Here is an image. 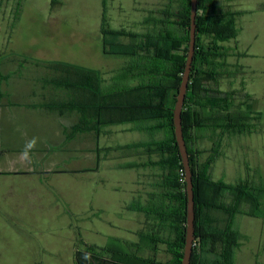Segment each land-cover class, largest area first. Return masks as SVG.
Segmentation results:
<instances>
[{"label": "crops", "instance_id": "obj_1", "mask_svg": "<svg viewBox=\"0 0 264 264\" xmlns=\"http://www.w3.org/2000/svg\"><path fill=\"white\" fill-rule=\"evenodd\" d=\"M96 1V31L85 36L88 41L83 58L57 52L67 49L69 44L65 41L66 33L60 31L49 29L46 37L40 42L34 39L31 45L30 36L27 39L18 33L24 22L23 12L16 17L17 6L10 14L0 13V147L4 151L0 156L1 249L9 241L22 237L25 238L22 251L30 245L32 252H27L43 255L39 259H58L50 238H57L62 232L69 253L75 257L79 239L100 248H111L110 240H126L110 231L101 233L100 229L115 228V220L125 221L128 213H135L137 228L147 221L144 211L140 206L135 208L133 202L137 198L142 200L141 176L146 175L145 169L158 167L146 165L150 161L148 152L140 147L150 141L126 142L122 136L130 132H135L138 138L149 134L145 129L149 123L141 121L140 109L139 119L133 121L131 112L125 108L129 94L123 93L121 97L116 94L120 88L141 84V76L132 74L129 67L136 65L141 69L140 56L144 53L135 49L126 51V45L113 47L111 54L105 53L101 31L104 0ZM219 4L241 12L238 17L241 31L245 19L264 16V0H219ZM64 20L51 6L44 15L45 24L53 29ZM138 26L137 30L125 29L141 38L147 26L142 20ZM241 31L232 44L235 48L231 56L240 53L236 43ZM122 41L130 42L127 38ZM54 61L79 68L74 89L54 82L59 75L49 66ZM84 72L96 75L89 81ZM99 89L105 96L98 95ZM133 95L130 94L132 99ZM70 101H75L74 108L62 107L63 102ZM118 101L121 102L117 104ZM122 103L124 106H120ZM116 139L121 141L115 142ZM33 140L35 145L29 147ZM136 145L139 146L132 147ZM26 151L27 158L23 155ZM123 171L138 172L137 180L128 189L122 175L117 176ZM160 172L162 176L161 169ZM157 187L155 183L152 193L162 191L159 187L158 192ZM125 190L131 197L126 195L122 199ZM116 198L120 199L118 212L110 209L109 200ZM93 234L95 237H91ZM101 236L103 239H99ZM0 257L3 258L1 252Z\"/></svg>", "mask_w": 264, "mask_h": 264}, {"label": "trees", "instance_id": "obj_2", "mask_svg": "<svg viewBox=\"0 0 264 264\" xmlns=\"http://www.w3.org/2000/svg\"><path fill=\"white\" fill-rule=\"evenodd\" d=\"M23 1L20 0L17 5V18L22 12ZM61 5V0H52V11ZM240 15V11L225 9L219 4V0L198 2L196 53L182 112L196 201V239L191 264H235L241 236L236 228L237 216L258 217L264 220V178L258 181L247 179L228 183L222 179H213L211 171L216 158L221 155L223 138L227 135L251 132L255 127L251 121L261 117V113L247 114L240 110V106H236L229 95L218 90L217 86L224 75H234L227 70L234 65H230L228 61L231 52L230 47L225 44L237 39L241 31L238 24ZM144 24L147 26L146 33H142L141 38L125 28H111L107 23V7L104 0L101 31L105 53L111 54L113 47L123 45L144 53L140 56L141 69L136 65L129 67L132 74L141 76V84L120 88L116 90V94L117 97L123 96V93L127 96L129 94L125 108L131 112L133 121L139 119L140 109L141 121L149 123L145 129L150 134H156L158 131L163 133L162 139H154L141 144L140 147L150 154L159 155L158 161L150 159L146 165L162 170V181L158 185L162 191L153 194L154 205L144 212L150 220L159 221V225L168 233L140 234L139 242L129 244L128 249L99 248L82 243L79 239L76 244L75 264H100L101 261H106L105 264H182L188 197L185 168L175 136L174 107L189 52L191 0H168L160 11H152ZM123 38L129 39L130 42L123 43ZM139 39L140 44L137 43ZM49 66L59 73L54 80L56 84L75 88V72L79 69L77 66L55 61L49 62ZM236 67L238 68V65ZM95 75V72H84V78L89 81ZM168 83H177L174 95ZM132 93L134 99L130 97ZM137 94H140L139 97H136ZM98 95L102 97L105 93L99 89ZM119 102L121 101L117 104ZM63 103V108L75 107V101ZM120 106H124V103ZM208 133L215 138V146L207 150L209 156L205 161H201L200 156L206 150L196 147L197 141L199 138L204 139ZM3 153L0 147V156ZM140 208L142 209L141 206ZM160 244L167 247L171 255L169 262L157 261L153 257L139 254L142 246L156 250Z\"/></svg>", "mask_w": 264, "mask_h": 264}, {"label": "rangeland", "instance_id": "obj_3", "mask_svg": "<svg viewBox=\"0 0 264 264\" xmlns=\"http://www.w3.org/2000/svg\"><path fill=\"white\" fill-rule=\"evenodd\" d=\"M19 1L0 0V13L10 14V10L15 8ZM61 1L62 5L55 8L53 12L65 17V20L57 22L58 27L53 29L44 22V15L49 12L51 0H24L22 2L23 29L18 33L21 37H26L27 39L30 36L31 45H34L32 44L34 39L40 42L41 39L46 37L49 29L56 32L60 31L62 34L66 33L65 41H69L67 49L57 52L68 55L70 58L77 56L78 58H83L86 54L85 44L88 41L85 36H91V32L96 31L98 3L96 0ZM134 2H137V5ZM167 3L168 0H106L107 23L111 28L118 29L123 27L137 30L140 20L144 22L152 11H160ZM156 15L159 16L158 14ZM249 18L245 19L247 21H243V31H241L236 43L239 46L240 53L236 57L231 56L229 58L230 65H234V67H228L227 70L234 75H224L217 86L218 90L229 95L228 97L234 101L236 106H240V110L247 114L251 112L254 114L261 113V117L251 121L255 125L251 132L233 136L227 135L223 138L220 147L221 155L216 158L211 171L213 179H222L228 183L247 179L258 181L260 178H264V16L252 15ZM16 39L19 42L20 37L18 36ZM234 42L235 40L226 43V46L230 47L231 54L233 53L232 48H235L232 45ZM134 49V47L127 46L124 50ZM236 65H238V68ZM168 87L173 90L172 95H174L177 83H168ZM236 109L233 108V110ZM253 117L255 118V115ZM162 138L163 133L159 131L156 134H143L140 138L135 132L122 136V140L126 142H133L137 139L153 141L154 139L159 140ZM120 141L121 139L115 140V142ZM214 141L215 138L211 133H208L204 139H198L196 147L206 150L200 156L201 161H205L209 156L210 153L207 150L215 146ZM148 158L149 160L150 158H159V155L148 152ZM124 172L122 174L118 173L117 176L122 175L120 177L123 178L124 186L128 189L137 180L138 172ZM145 172L146 175L143 174L144 176H141L142 200L137 198L133 202L135 208L141 206L143 211L153 207L155 202L154 193H152L153 186L155 183L157 185L161 183L160 168L155 170L149 167L145 169ZM124 186L122 187L124 188ZM156 189L159 192V186ZM125 192L126 194H122V199L127 196L130 198L131 196L126 190ZM145 197L147 198L145 199ZM109 202L110 209L118 212L117 208L120 199H112ZM110 213L114 212L110 211ZM134 214L133 211L128 213L126 220L123 222L118 219L115 220L113 217L115 228L110 230L100 229L101 233L110 231L121 239H126L108 241L112 248L128 249L127 240L132 241L131 244L138 243L140 240L139 236L143 233L159 232L162 235L168 233L166 229L159 225V221L150 220V218H147L145 224L143 222L141 228H137L138 224L135 223ZM236 228L241 236L240 245L235 255V264H264V220L258 217L239 215L236 219ZM91 237H95L94 234ZM23 239L25 238L21 237L13 242L9 241L10 244H4L5 248H0L3 257L2 259L0 257V264H75L77 251L75 250V257L69 253L67 238L62 232L59 233L57 238H50L53 241L52 248L59 255L58 259H39L38 257L43 255L27 252L31 251L30 245L22 251L21 243L24 242ZM99 239H103V237L101 236ZM31 245H34V242ZM139 254L144 257H153L161 262H169L171 258L167 247L163 244L158 245L156 250L148 246H142ZM105 263L106 261H101L100 264Z\"/></svg>", "mask_w": 264, "mask_h": 264}, {"label": "water", "instance_id": "obj_4", "mask_svg": "<svg viewBox=\"0 0 264 264\" xmlns=\"http://www.w3.org/2000/svg\"><path fill=\"white\" fill-rule=\"evenodd\" d=\"M199 0H191V29L189 52L186 60V66L183 73L182 81L179 87L176 104L174 107V126L175 136L179 147L182 162L185 168V180L187 183V223H186V242L184 248V256L182 264H191L194 250V242L196 239V201L194 193L193 171L190 163V155L185 140L182 112L189 89L190 76L192 72L194 57L196 53V37H197V13Z\"/></svg>", "mask_w": 264, "mask_h": 264}, {"label": "clouds", "instance_id": "obj_5", "mask_svg": "<svg viewBox=\"0 0 264 264\" xmlns=\"http://www.w3.org/2000/svg\"><path fill=\"white\" fill-rule=\"evenodd\" d=\"M34 145H35V140H33V141L29 144V147H33ZM23 155L27 158V156H28V152L26 151Z\"/></svg>", "mask_w": 264, "mask_h": 264}]
</instances>
